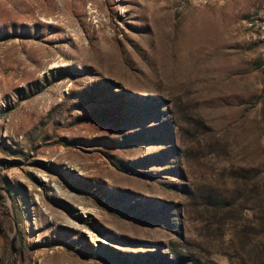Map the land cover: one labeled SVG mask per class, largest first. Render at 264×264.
<instances>
[{"label": "rangeland", "instance_id": "rangeland-1", "mask_svg": "<svg viewBox=\"0 0 264 264\" xmlns=\"http://www.w3.org/2000/svg\"><path fill=\"white\" fill-rule=\"evenodd\" d=\"M55 1L0 0V264H264V0Z\"/></svg>", "mask_w": 264, "mask_h": 264}, {"label": "trees", "instance_id": "trees-1", "mask_svg": "<svg viewBox=\"0 0 264 264\" xmlns=\"http://www.w3.org/2000/svg\"><path fill=\"white\" fill-rule=\"evenodd\" d=\"M154 100V99H153ZM124 106H127L126 109H129L128 105H124ZM143 106V105H142ZM144 107V106H143ZM123 107H120L119 106V109L121 110ZM132 110H130L131 112L128 111L127 115L124 116V119L126 118H130L131 115H132V112L134 111V106L133 108H131ZM146 110V109H144ZM110 111V110H109ZM109 111H103V110H100L99 109H95V113H94V116L92 118L96 119V117L100 118V119H103V120H108L110 119V112ZM141 113L140 111L138 112V114ZM158 116V114H157ZM160 128H164L165 130L168 129V127L166 126V123H162L159 125ZM159 129V127L157 128ZM159 129V130H161ZM167 137L166 138H169L170 134L169 135H166ZM103 144H106V145H109V146H112V147H122V146H126L128 144H131V143H134L140 139H138V136L137 135H125L123 136L120 140H112V139H109V138H101L100 139ZM4 168H7V169H10V168H13L12 165H8V164H3ZM3 188L5 189V191H8V187L5 185L3 186ZM0 196L3 197L4 196V193L3 192H0ZM108 248V247H107ZM22 249V237L20 235H17L16 237V240L14 242V250L16 252H20V250ZM110 253L113 255L114 259L117 261L116 263L117 264H130L126 259H124L120 253L114 251L113 249H110L108 248ZM108 254V253H107ZM109 255V254H108ZM95 256H98L99 260L103 261V262H107L108 261V256L107 255H103L101 253H96Z\"/></svg>", "mask_w": 264, "mask_h": 264}, {"label": "bare ground", "instance_id": "bare-ground-1", "mask_svg": "<svg viewBox=\"0 0 264 264\" xmlns=\"http://www.w3.org/2000/svg\"><path fill=\"white\" fill-rule=\"evenodd\" d=\"M23 3H24V5H26L27 6V9H28V11L30 12V14H32V15H44V13L47 15L48 14V12L46 13V12H44L45 10V7H44V5H42L41 3H38V2H34V0H21ZM57 1V0H56ZM55 1V5L54 6H56L55 7V10H57L58 12H62V10L64 9V5H63V0H58L57 2ZM51 4H52V1H51ZM15 7V6H14ZM11 9V8H10ZM13 9V8H12ZM21 8H19V10H20ZM26 9V10H27ZM15 12V11H14ZM16 12H17V10H16ZM13 13V12H12ZM14 14V13H13ZM15 15V14H14ZM21 14H19V16H20ZM29 15V14H28ZM45 16V15H44ZM13 17H15V16H13ZM26 17H27V15H26ZM30 17V16H29ZM33 18V17H32ZM16 19H17V17H16ZM15 19V20H16ZM25 19V18H24ZM29 19V18H28Z\"/></svg>", "mask_w": 264, "mask_h": 264}]
</instances>
